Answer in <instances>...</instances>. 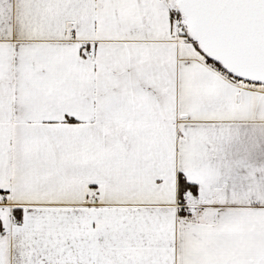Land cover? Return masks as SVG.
<instances>
[{"label": "crops", "instance_id": "crops-1", "mask_svg": "<svg viewBox=\"0 0 264 264\" xmlns=\"http://www.w3.org/2000/svg\"><path fill=\"white\" fill-rule=\"evenodd\" d=\"M174 4L0 0V264H264V92Z\"/></svg>", "mask_w": 264, "mask_h": 264}, {"label": "water", "instance_id": "water-1", "mask_svg": "<svg viewBox=\"0 0 264 264\" xmlns=\"http://www.w3.org/2000/svg\"><path fill=\"white\" fill-rule=\"evenodd\" d=\"M175 5L206 58L264 84V0H176Z\"/></svg>", "mask_w": 264, "mask_h": 264}, {"label": "built area", "instance_id": "built-area-1", "mask_svg": "<svg viewBox=\"0 0 264 264\" xmlns=\"http://www.w3.org/2000/svg\"><path fill=\"white\" fill-rule=\"evenodd\" d=\"M182 20H183L182 16H178L175 18V24L177 27H181ZM85 53L86 55L90 56L92 54V50L87 49ZM204 63L209 69L215 71L221 77L231 82L237 89L264 92L263 83L256 82L253 80H247L245 78H241L233 74H230L223 67L216 64L214 61L210 60L209 58H205ZM8 196H9L8 193L0 192V204L4 203L5 199ZM175 207L177 208L178 211V218L181 220L192 219L196 213L203 212L205 210V206L193 200L191 194L188 191H183L181 193H178Z\"/></svg>", "mask_w": 264, "mask_h": 264}, {"label": "trees", "instance_id": "trees-1", "mask_svg": "<svg viewBox=\"0 0 264 264\" xmlns=\"http://www.w3.org/2000/svg\"><path fill=\"white\" fill-rule=\"evenodd\" d=\"M175 2H176V0L174 1V3ZM178 16H181V13L176 8V5L174 4L173 5V9H172V18L174 19V18H176ZM184 28L187 29V24H186L185 21H184ZM188 39H190L195 44V46H197L196 43L192 40V38L190 36L188 37ZM183 191H188L193 196L196 195L195 187L190 185V184H188V183H186L185 180L181 176H179L178 177V193H181ZM1 233H2V227H1V223H0V234Z\"/></svg>", "mask_w": 264, "mask_h": 264}, {"label": "rangeland", "instance_id": "rangeland-1", "mask_svg": "<svg viewBox=\"0 0 264 264\" xmlns=\"http://www.w3.org/2000/svg\"><path fill=\"white\" fill-rule=\"evenodd\" d=\"M173 1H175V0H173ZM184 21H185V19L183 18V20H182V24L184 23ZM176 28H177V26L175 27V29H176ZM175 29H174V30H175ZM176 30H177V29H176ZM176 30H175V31H176ZM180 30H181L183 33L185 32L184 34H187L186 36L189 37L188 28L185 29L184 26H182ZM256 92H262V91H256Z\"/></svg>", "mask_w": 264, "mask_h": 264}]
</instances>
